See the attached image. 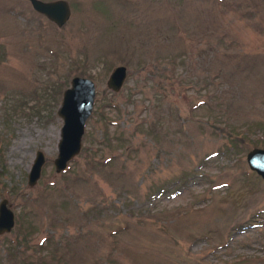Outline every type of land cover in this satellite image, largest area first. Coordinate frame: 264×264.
<instances>
[{"label": "rangeland", "instance_id": "1", "mask_svg": "<svg viewBox=\"0 0 264 264\" xmlns=\"http://www.w3.org/2000/svg\"><path fill=\"white\" fill-rule=\"evenodd\" d=\"M67 2L57 27L0 0V264H264V180L246 162L264 148V0ZM74 76L96 96L57 172Z\"/></svg>", "mask_w": 264, "mask_h": 264}, {"label": "water", "instance_id": "2", "mask_svg": "<svg viewBox=\"0 0 264 264\" xmlns=\"http://www.w3.org/2000/svg\"><path fill=\"white\" fill-rule=\"evenodd\" d=\"M32 8L57 27L63 26L70 18L71 8L67 0H29ZM127 70L124 65L114 67L109 74L106 85L117 92L121 89ZM96 88L93 80L85 76L71 78L70 86L62 93L57 110L63 124L60 130L58 153L54 159L57 172L64 170L67 163L79 153L82 136L87 119L92 113ZM45 157L42 151L35 153L28 172V184L34 185L40 177ZM246 162L250 170L264 180V148L254 147L246 153ZM14 226V213L8 206L6 198L0 200V235L9 232Z\"/></svg>", "mask_w": 264, "mask_h": 264}]
</instances>
